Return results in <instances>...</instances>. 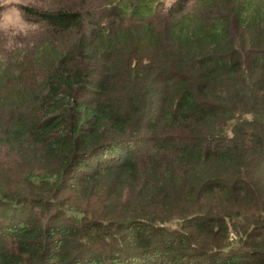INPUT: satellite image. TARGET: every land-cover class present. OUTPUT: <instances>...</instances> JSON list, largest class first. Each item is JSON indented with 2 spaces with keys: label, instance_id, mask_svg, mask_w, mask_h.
Returning a JSON list of instances; mask_svg holds the SVG:
<instances>
[{
  "label": "trees",
  "instance_id": "16d2710c",
  "mask_svg": "<svg viewBox=\"0 0 264 264\" xmlns=\"http://www.w3.org/2000/svg\"><path fill=\"white\" fill-rule=\"evenodd\" d=\"M160 1L23 5L0 264H264V0Z\"/></svg>",
  "mask_w": 264,
  "mask_h": 264
},
{
  "label": "rangeland",
  "instance_id": "374dc122",
  "mask_svg": "<svg viewBox=\"0 0 264 264\" xmlns=\"http://www.w3.org/2000/svg\"><path fill=\"white\" fill-rule=\"evenodd\" d=\"M70 1L72 0H0V48L13 45L19 47L42 36V22L32 15L25 14L23 5L46 9L69 4ZM175 1L161 0L159 6L168 7ZM190 2L189 8H196L195 2ZM24 38L27 39L22 41Z\"/></svg>",
  "mask_w": 264,
  "mask_h": 264
}]
</instances>
